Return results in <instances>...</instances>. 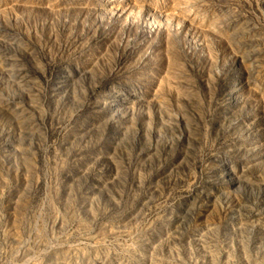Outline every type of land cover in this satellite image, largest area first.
Listing matches in <instances>:
<instances>
[{
	"label": "rangeland",
	"instance_id": "374dc122",
	"mask_svg": "<svg viewBox=\"0 0 264 264\" xmlns=\"http://www.w3.org/2000/svg\"><path fill=\"white\" fill-rule=\"evenodd\" d=\"M0 264H264V0H0Z\"/></svg>",
	"mask_w": 264,
	"mask_h": 264
},
{
	"label": "bare ground",
	"instance_id": "6f19581e",
	"mask_svg": "<svg viewBox=\"0 0 264 264\" xmlns=\"http://www.w3.org/2000/svg\"><path fill=\"white\" fill-rule=\"evenodd\" d=\"M151 21V20H150ZM150 24H152V21L150 22Z\"/></svg>",
	"mask_w": 264,
	"mask_h": 264
}]
</instances>
